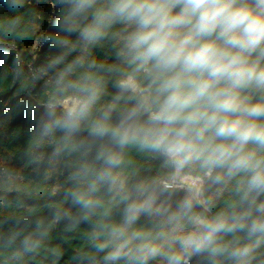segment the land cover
<instances>
[{
    "label": "clouds",
    "instance_id": "obj_1",
    "mask_svg": "<svg viewBox=\"0 0 264 264\" xmlns=\"http://www.w3.org/2000/svg\"><path fill=\"white\" fill-rule=\"evenodd\" d=\"M60 3L66 12L59 27L78 31L86 44H96L116 24L123 26L121 54L130 71L122 88L132 104L116 126L104 113L92 134L108 135L121 150L138 145L177 173L198 171L215 184H233L238 196L211 217L195 211L199 200L186 197L168 217L171 230L153 235L134 225L151 211L154 198L138 188L133 199L120 184L118 193L128 203L122 222L111 225L106 243L99 245L111 248L105 261L148 264L161 257L166 264H187L192 254L208 253L213 264L217 257L247 264L253 248L264 241V0ZM9 5L23 6L22 0H9ZM80 91L85 95L46 128L79 129L98 99L92 87ZM55 107L50 103V117ZM101 157L104 169L86 191L72 193L82 209L100 204L93 197L101 185L116 188L112 170L122 164V156L102 152ZM237 233L255 238L254 243L232 247L240 239ZM229 235L233 240L225 241Z\"/></svg>",
    "mask_w": 264,
    "mask_h": 264
},
{
    "label": "trees",
    "instance_id": "obj_2",
    "mask_svg": "<svg viewBox=\"0 0 264 264\" xmlns=\"http://www.w3.org/2000/svg\"><path fill=\"white\" fill-rule=\"evenodd\" d=\"M22 4L11 8L9 0H0V264H110L104 257L111 248L99 245L106 243L111 225L122 222L128 202L121 200L120 184L133 199L138 188L154 198L151 211L134 225L153 235L171 230L169 215L190 196L183 188L163 184L176 171L159 155L134 144L121 150L108 135L91 132L104 113L109 125H118L132 104L122 88L130 71L121 54L123 26L114 25L89 45L78 31L59 27L66 12L60 0ZM85 86L94 88L98 99L79 129L46 128L66 111L61 102L71 96L80 100ZM53 101L55 116L50 117ZM102 152L122 156V164L112 170L117 185L113 191L101 185L93 197L100 204L85 210L73 203L72 193L86 191L104 169ZM182 173L203 180L207 206H197L196 212L211 217L238 199L233 184H215L198 171ZM236 235L240 239L232 247L255 241ZM215 259L216 264H234L225 257ZM148 264L166 261L157 257ZM187 264H213V258L192 254ZM247 264H264V241L253 248Z\"/></svg>",
    "mask_w": 264,
    "mask_h": 264
},
{
    "label": "rangeland",
    "instance_id": "obj_3",
    "mask_svg": "<svg viewBox=\"0 0 264 264\" xmlns=\"http://www.w3.org/2000/svg\"><path fill=\"white\" fill-rule=\"evenodd\" d=\"M78 101L79 99H77L75 96H71L63 100L61 102V105L63 108L67 110L68 108H71L73 105H75ZM174 179H176V182L179 185L177 187L183 188L189 196L195 197L197 200H199L200 206L202 207L207 206L206 197L202 189L203 180L186 175L182 172L180 173L176 172ZM183 231L184 229L180 228L179 234H182Z\"/></svg>",
    "mask_w": 264,
    "mask_h": 264
},
{
    "label": "built area",
    "instance_id": "obj_4",
    "mask_svg": "<svg viewBox=\"0 0 264 264\" xmlns=\"http://www.w3.org/2000/svg\"><path fill=\"white\" fill-rule=\"evenodd\" d=\"M163 184H164L166 187L179 186L178 183L176 182V179H173L171 182L164 181Z\"/></svg>",
    "mask_w": 264,
    "mask_h": 264
}]
</instances>
